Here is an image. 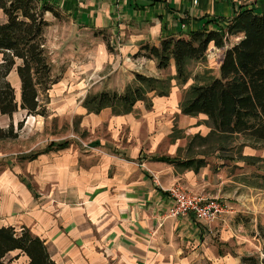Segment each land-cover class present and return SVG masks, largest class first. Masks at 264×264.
<instances>
[{"label":"crops","instance_id":"obj_1","mask_svg":"<svg viewBox=\"0 0 264 264\" xmlns=\"http://www.w3.org/2000/svg\"><path fill=\"white\" fill-rule=\"evenodd\" d=\"M40 1L54 5L60 14L45 12L49 23L45 38L49 53L57 57L53 62L64 63L62 81L83 71L77 77L92 80L89 90L93 93L105 89L102 81L107 77H117L123 86L134 72L165 77L166 69H158L155 59L133 57L143 43L158 46L167 36L223 29L243 7L264 11V0H198L196 4L192 0ZM88 35L90 43L85 42ZM101 35L119 43L110 45L112 51L106 42L95 45L94 39ZM168 68L174 75L172 60ZM8 77L19 90L15 68ZM149 96L155 98L149 108L134 105L129 113H112L110 126L129 125L131 132L130 141L115 143L111 155L82 159L74 148L41 150L33 158L21 152H0V225L27 227L44 240L57 264H238L237 257L222 255L212 244L214 233L225 229L213 231L218 222H202L192 214L168 215L173 202L166 189L172 184L207 197H225L221 186L229 179L202 155L176 157L178 144L161 153L158 115L163 108L175 106L177 95L170 90L167 96ZM104 109L99 115L89 114L103 119ZM87 112L83 105L78 107L85 117ZM16 118V111L11 116L0 113V126ZM33 118L28 116L27 122ZM146 120H150L146 129L151 134L157 130L149 143L143 140L146 133L141 129ZM160 156L175 162L158 160ZM185 160L191 163L184 165ZM30 178L38 186L53 179L49 196L35 197Z\"/></svg>","mask_w":264,"mask_h":264},{"label":"trees","instance_id":"obj_2","mask_svg":"<svg viewBox=\"0 0 264 264\" xmlns=\"http://www.w3.org/2000/svg\"><path fill=\"white\" fill-rule=\"evenodd\" d=\"M47 11L55 17L60 15L47 1L0 0L1 114L11 116L18 109L27 115L45 114L40 94L56 82L45 45V28L49 25L45 19ZM211 45L222 51L218 74L209 67L193 74L190 66L193 63L205 65ZM140 56L155 59L158 69H167L172 60L175 74L155 77L134 72L133 79L122 91L87 94L82 100L83 107L94 113L110 108L116 115L131 112L139 101L149 108L152 105L149 94L167 96L173 79L184 85L192 78L194 83L183 91L179 103L182 114L205 115L210 132L242 135L264 143V11L243 7L227 20L223 29H197L185 36H167L158 46L143 43L133 54V57ZM13 68L20 82L18 97L8 79ZM16 136L12 124L0 126V140ZM67 145L68 141H52L45 150ZM157 159L175 162L174 158L166 156ZM190 163L191 160L183 162L184 165ZM20 258H23L22 264H57L44 240L27 227L0 225V264H21ZM240 264H264V256L244 255L240 257Z\"/></svg>","mask_w":264,"mask_h":264},{"label":"rangeland","instance_id":"obj_3","mask_svg":"<svg viewBox=\"0 0 264 264\" xmlns=\"http://www.w3.org/2000/svg\"><path fill=\"white\" fill-rule=\"evenodd\" d=\"M48 30L46 27L45 32ZM89 37L90 35L86 38V43H90ZM101 37L95 38L94 44L96 45L97 41L106 42L110 51H112L110 45L114 47L119 43V40H113L109 35H101ZM47 51L52 63L51 74L56 82L51 84L47 91L40 94L39 98L45 104V114L32 115L35 118L27 122V117L30 115H26L24 110L18 109L16 111L18 118L14 119V123H9L13 125V131L17 133V136L0 142L2 144L0 152H21L22 155L27 154V158H30L31 155L45 150L52 141L55 143L68 141L69 144L63 147V151L74 148L77 149V154L82 159H87L88 156L111 155L110 151L115 143L123 145L128 140L130 141L131 126L122 125L114 128L110 126L109 119L112 115L110 108L103 110L106 113L103 115L105 119L90 115L89 112L86 117L84 114L78 113V107L82 106L84 97L93 93L89 90L93 82L86 78H84L85 81H81L77 77V74H81L83 71H78L74 75L71 73V78L67 77V80L63 79L62 81V76L65 73L64 63L61 60L53 62L57 57L54 54L51 55L48 48ZM219 51L212 47L209 48L207 54V66L212 69L215 75L218 74L221 57ZM190 69L195 74L203 71L204 67L201 63H193ZM165 71V76L170 75L171 69L167 68ZM8 79L13 85L11 77ZM129 82H126L125 85ZM102 83L105 88L103 90L115 89L120 92L125 86H123V81L118 80L117 77H107ZM193 83L192 78L188 79L184 85L177 84L174 79L171 81L170 90L176 91L177 101L174 103V107L163 108V113L158 115V131L162 133L159 142L161 153L168 151L172 145L178 144L176 157L202 155L215 167L222 168L223 176L229 179L221 186L227 195L213 197H219L229 202V205L232 204L233 212L213 221L219 224L212 227L213 231L222 230L223 227L225 229L214 233L211 237L212 244H215L222 255L237 257L238 264H240V257L244 255L257 254L262 257L264 256L262 253L264 245V143L255 142L242 135H221L210 132V124L203 114L183 115L180 112L179 103L182 100L183 91ZM108 86L111 89H106ZM80 88L83 91H75ZM15 90L18 97L19 90L16 88ZM154 99L152 97L151 102ZM135 105L143 106L145 104L139 101ZM99 113L101 112H98L97 115ZM38 116L40 117L38 118ZM19 122H21L20 126ZM149 123L150 120H146L141 126L142 133H146L143 140L148 143L150 136L157 132V130H152L151 134V131L146 129ZM82 165L85 166L86 162L84 161ZM30 180L35 197L49 196L48 190L53 179L49 180L45 186L42 183L43 187L33 184L32 178ZM21 262L23 263V258H20L19 263Z\"/></svg>","mask_w":264,"mask_h":264},{"label":"built area","instance_id":"obj_4","mask_svg":"<svg viewBox=\"0 0 264 264\" xmlns=\"http://www.w3.org/2000/svg\"><path fill=\"white\" fill-rule=\"evenodd\" d=\"M192 2L196 4L198 0H192ZM166 191L173 202L168 209L170 216L192 214L199 221L211 223L223 215L233 212L224 199L195 193L179 183L172 184Z\"/></svg>","mask_w":264,"mask_h":264}]
</instances>
